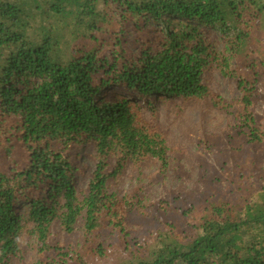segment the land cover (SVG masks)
Wrapping results in <instances>:
<instances>
[{"label": "trees", "instance_id": "obj_1", "mask_svg": "<svg viewBox=\"0 0 264 264\" xmlns=\"http://www.w3.org/2000/svg\"><path fill=\"white\" fill-rule=\"evenodd\" d=\"M212 67L235 83L247 142L259 144L264 0H0V264L24 232L38 240L36 264H264V192L211 205L192 230L158 232L136 252L125 237L95 241L106 227L124 233L132 206L107 182L128 163L166 166L153 100L225 106L201 81ZM85 142L96 165L80 202L72 150ZM82 213L79 250L47 243L54 221L72 233Z\"/></svg>", "mask_w": 264, "mask_h": 264}, {"label": "rangeland", "instance_id": "obj_2", "mask_svg": "<svg viewBox=\"0 0 264 264\" xmlns=\"http://www.w3.org/2000/svg\"><path fill=\"white\" fill-rule=\"evenodd\" d=\"M211 36L218 37L214 32ZM201 81L221 97L225 106L217 108L208 101L183 104L180 99L163 103L153 100L158 106L155 125L168 149L166 166L153 159L140 165L128 163L120 176L107 182L110 193L130 199L132 206L124 215V233L106 227L95 235L97 245L110 249L125 237L130 249L136 252L158 232L172 230L179 234L184 229L192 230L194 220L211 205L222 202L241 205L244 199L256 200L264 192V78L259 77L252 99L254 125L262 135L261 142L255 145L247 142L240 122V95L235 83L224 78L215 67L204 71ZM144 118L150 119L147 111ZM94 157L91 142L72 150L80 202L87 194V185L95 170ZM107 162L110 173L116 163L113 158ZM25 210L23 207L22 212ZM83 223L82 213L73 232L66 233L60 220L54 221L47 243L69 251L79 250L85 244ZM32 227L28 222L27 229ZM38 249L36 236L24 232L19 238V252L11 264H36ZM113 259L116 256L109 262Z\"/></svg>", "mask_w": 264, "mask_h": 264}]
</instances>
